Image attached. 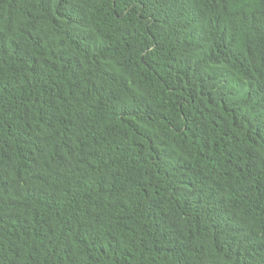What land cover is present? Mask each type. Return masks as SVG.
I'll return each instance as SVG.
<instances>
[{"label": "trees", "instance_id": "1", "mask_svg": "<svg viewBox=\"0 0 264 264\" xmlns=\"http://www.w3.org/2000/svg\"><path fill=\"white\" fill-rule=\"evenodd\" d=\"M0 264H264V0H0Z\"/></svg>", "mask_w": 264, "mask_h": 264}]
</instances>
